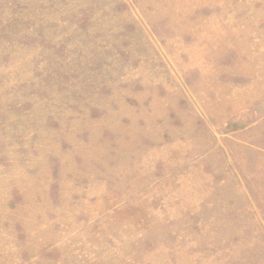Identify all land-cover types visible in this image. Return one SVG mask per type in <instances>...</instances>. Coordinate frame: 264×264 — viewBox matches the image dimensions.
<instances>
[{"label": "rangeland", "instance_id": "rangeland-1", "mask_svg": "<svg viewBox=\"0 0 264 264\" xmlns=\"http://www.w3.org/2000/svg\"><path fill=\"white\" fill-rule=\"evenodd\" d=\"M0 264H264V0H0Z\"/></svg>", "mask_w": 264, "mask_h": 264}]
</instances>
